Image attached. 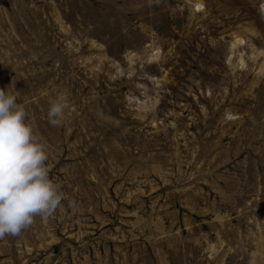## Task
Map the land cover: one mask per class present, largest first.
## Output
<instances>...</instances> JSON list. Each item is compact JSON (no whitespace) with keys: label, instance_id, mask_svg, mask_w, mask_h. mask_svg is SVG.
Here are the masks:
<instances>
[{"label":"rangeland","instance_id":"1","mask_svg":"<svg viewBox=\"0 0 264 264\" xmlns=\"http://www.w3.org/2000/svg\"><path fill=\"white\" fill-rule=\"evenodd\" d=\"M10 85L65 196L0 264H264V0H0Z\"/></svg>","mask_w":264,"mask_h":264},{"label":"clouds","instance_id":"2","mask_svg":"<svg viewBox=\"0 0 264 264\" xmlns=\"http://www.w3.org/2000/svg\"><path fill=\"white\" fill-rule=\"evenodd\" d=\"M18 99L22 97L14 85L0 88V239L19 236L37 216L52 217L65 196L49 176L46 146L27 122L26 106ZM65 108L62 95L50 101L47 118L52 126L63 123ZM69 207L75 210L77 202L69 201Z\"/></svg>","mask_w":264,"mask_h":264}]
</instances>
